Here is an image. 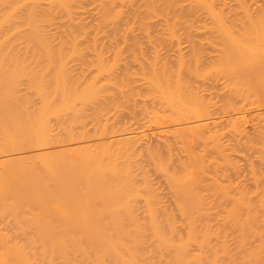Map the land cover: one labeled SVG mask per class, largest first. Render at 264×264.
Masks as SVG:
<instances>
[{
	"label": "bare ground",
	"instance_id": "bare-ground-1",
	"mask_svg": "<svg viewBox=\"0 0 264 264\" xmlns=\"http://www.w3.org/2000/svg\"><path fill=\"white\" fill-rule=\"evenodd\" d=\"M263 107L264 0H0V264H264Z\"/></svg>",
	"mask_w": 264,
	"mask_h": 264
},
{
	"label": "rangeland",
	"instance_id": "rangeland-1",
	"mask_svg": "<svg viewBox=\"0 0 264 264\" xmlns=\"http://www.w3.org/2000/svg\"><path fill=\"white\" fill-rule=\"evenodd\" d=\"M264 108V107H263ZM248 120H249V123L251 124L252 123V118H250V117H248ZM242 159V158H241ZM233 161L236 163V165H238L239 166V177L238 178H236L237 176H235V175H229L228 176V180H231V182L232 183H235V182H237V180H241V181H243V178L245 177V174H246V172H244V171H246V165H244V162L242 161V160H240L239 159V157H237V155L236 156H234L233 157ZM242 161V162H241ZM243 166V167H242ZM244 167H245V170H244ZM242 168V169H241ZM244 170V171H243ZM245 173V174H244ZM153 178H155V177H152V179ZM231 178V179H230ZM157 180H158V178H156ZM156 179H154V181L156 180ZM153 181V183L155 184V182ZM235 181V182H234ZM156 182H159V181H156ZM159 184H156L155 186H158ZM160 187L162 186V184L160 183V185H159ZM160 189H162V188H160Z\"/></svg>",
	"mask_w": 264,
	"mask_h": 264
}]
</instances>
